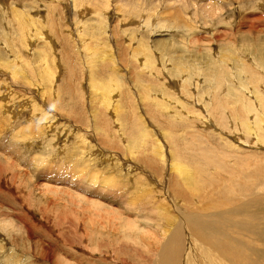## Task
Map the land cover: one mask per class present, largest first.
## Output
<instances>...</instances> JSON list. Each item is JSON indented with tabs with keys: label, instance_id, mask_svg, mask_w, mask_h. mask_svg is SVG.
<instances>
[{
	"label": "rangeland",
	"instance_id": "rangeland-1",
	"mask_svg": "<svg viewBox=\"0 0 264 264\" xmlns=\"http://www.w3.org/2000/svg\"><path fill=\"white\" fill-rule=\"evenodd\" d=\"M263 119L264 0H0V264H157L178 228L229 264L182 212L264 209ZM251 212L228 251L264 264Z\"/></svg>",
	"mask_w": 264,
	"mask_h": 264
},
{
	"label": "bare ground",
	"instance_id": "bare-ground-1",
	"mask_svg": "<svg viewBox=\"0 0 264 264\" xmlns=\"http://www.w3.org/2000/svg\"><path fill=\"white\" fill-rule=\"evenodd\" d=\"M72 5H73V2H72ZM203 14V13H202ZM36 17V16H35ZM28 21V20H27ZM32 20H30L31 22ZM47 34V33H46ZM50 39V38H49ZM31 40H29L30 42ZM28 42V43H29ZM45 42V41H44ZM35 43V42H34ZM52 43V42H51ZM52 45V44H51ZM64 46V45H63ZM32 48V47H31ZM53 48V47H52ZM104 98V97H103ZM113 98V97H112ZM163 99V98H162ZM195 101V100H194ZM211 102V101H210ZM196 103V102H195ZM199 103V102H198ZM195 105V104H194ZM250 105V104H249ZM260 107V106H259ZM263 108V107H262ZM253 110V109H252ZM247 111V110H246ZM206 114V113H205ZM209 115V114H208ZM256 119V118H255ZM203 120V118H202ZM207 120V119H205ZM264 120V119H263ZM255 121V120H254ZM247 122V121H246ZM253 122V121H252ZM260 122V121H259ZM261 122H262V118H261ZM204 122H202L203 124ZM52 124V123H51ZM205 124V123H204ZM219 124V122H218ZM250 124V123H249ZM256 124V123H255ZM205 126V125H204ZM221 126V125H220ZM209 127V126H208ZM207 127V128H208ZM206 128V127H205ZM253 128V127H252ZM212 129V128H211ZM251 129V128H250ZM262 129V128H261ZM255 130V129H254ZM253 130V131H254ZM215 131V130H214ZM217 131V130H216ZM264 131H262L263 133ZM154 133V132H153ZM260 133V132H259ZM264 134V133H263ZM224 135V134H223ZM227 135V134H226ZM250 135V134H249ZM252 135V134H251ZM255 135V133H254ZM258 135V134H257ZM256 135V136H257ZM262 136V134H261ZM251 137V136H250ZM259 137V136H258ZM235 138V137H234ZM264 138V137H263ZM261 139V137L259 138ZM238 140V139H237ZM257 140V139H256ZM262 140V139H261ZM264 142V141H263ZM234 143V142H233ZM236 143V142H235ZM246 143V142H245ZM244 143V144H245ZM230 144V143H229ZM242 144V143H241ZM231 145V144H230ZM237 146H239L237 144ZM261 147V146H260ZM161 149V148H160ZM160 151V150H159ZM215 164V163H214ZM173 168V166H170ZM216 167V165H215ZM75 169V168H74ZM73 169V170H74ZM218 169V167H217ZM177 171V170H175ZM257 171H260L261 174L264 173L263 170H257ZM224 172V170H223ZM226 172V171H225ZM230 172V171H229ZM222 173V172H221ZM195 174V172H194ZM242 174V173H241ZM245 174V173H244ZM255 174V173H254ZM259 174V173H258ZM196 175V174H195ZM227 175V174H226ZM236 175V174H234ZM246 175V174H245ZM257 175V174H256ZM264 175V174H263ZM255 176V175H254ZM177 177V176H176ZM243 177V176H242ZM253 178V177H252ZM240 180V178H239ZM238 180V181H239ZM232 181V180H230ZM229 181V182H230ZM251 181V180H250ZM254 181V180H253ZM242 182V180H241ZM247 182V181H246ZM255 182V181H254ZM253 183V182H252ZM212 184V183H210ZM209 184V185H210ZM238 184V183H237ZM235 184L238 188L239 186ZM250 184V183H249ZM208 185V186H209ZM240 185V184H239ZM251 185V184H250ZM226 186V185H224ZM241 186V185H240ZM167 188V187H166ZM165 188V189H166ZM212 188V187H210ZM209 188V189H210ZM225 188V187H224ZM223 189V188H222ZM221 189V190H222ZM243 189V187L241 188ZM252 189V188H250ZM211 190V189H210ZM220 190V191H221ZM228 190V189H227ZM226 190V191H227ZM230 190V189H229ZM235 190V188H234ZM171 191V190H169ZM218 191V192H220ZM237 191V190H236ZM235 191V192H236ZM247 190H245V192L243 194L240 195L239 198H235V199H231V201L229 203H227V207L224 208V209H219L217 210L216 212L213 213L212 217H211V214L209 216H207V218L203 215H193V214H189L188 212H182L183 213V216H188L187 217V222H188V225L186 223V226L189 227V225L193 226L195 225L193 228H200L202 229L203 231H206L207 232V237L208 235L210 237L215 236V241L214 239L210 242V241H207L206 236H205V232L204 233H201L200 232V235L201 236V239L203 240L204 243H206L209 247H210V244L212 243L213 247H210L211 251L214 249L216 250L217 252H219V254H221L223 256V258L225 259V261H228L230 262L229 264H250V259L248 258V254H243L242 256H239L238 253H241V252H233V253H230L228 250L230 248H235V247H238L240 244H245L247 242V240H245L244 238H247V235H252L251 234V228H252V225H250V220L256 218L257 214L255 215L253 212H251V209L252 208H256L258 209V211H262L264 210L263 208H261V198L259 196V199H250L248 198L247 196ZM222 192V191H221ZM233 192V193H235ZM238 192V191H237ZM231 193V192H230ZM224 194V192H223ZM222 194V195H223ZM239 194V193H238ZM168 195V194H167ZM170 195V194H169ZM218 196V195H217ZM228 197V196H227ZM262 197V196H261ZM233 198V197H232ZM170 199V198H169ZM192 200V198H189ZM223 199V198H222ZM227 199V198H225ZM224 199V200H225ZM220 200V199H218ZM263 200V199H262ZM194 201V200H193ZM223 201V200H221ZM220 203V202H219ZM225 203V202H224ZM263 203V202H262ZM175 204V203H174ZM99 205V204H98ZM176 205V204H175ZM223 207H224V204H222ZM263 205V204H262ZM208 207V205H206ZM165 207V206H164ZM264 207V206H263ZM203 208H205L203 206ZM99 209V208H97ZM158 210H166L165 212H161L160 215H162L164 218H167L169 219L172 215V218H173V213L170 212V210L167 209H158ZM180 210V209H178ZM212 211V209H207V210H204V211ZM95 211V210H94ZM263 213V212H261ZM260 213V214H261ZM103 218V217H102ZM172 218L170 220H168L167 224L169 225L171 222H172ZM185 218V217H184ZM209 218V219H208ZM211 218V219H210ZM90 219V218H89ZM117 219V217H116ZM253 219V220H254ZM91 220V219H90ZM183 220V219H182ZM202 220H206V222H201ZM185 221V220H184ZM120 222V221H119ZM94 223V222H93ZM92 223V224H93ZM96 223V222H95ZM117 223V222H116ZM97 224V223H96ZM253 224V223H251ZM255 224V222H254ZM102 225V224H101ZM106 226V225H105ZM104 226V227H105ZM121 226V225H119ZM131 226V225H130ZM255 225H253L254 227ZM99 227V226H98ZM115 228V227H114ZM118 228V227H117ZM137 228V227H136ZM256 228V227H254ZM258 228V227H257ZM116 229V228H115ZM190 229V228H188ZM193 229V230H194ZM114 230V229H113ZM122 230V229H121ZM192 230V229H191ZM254 230H257V229H254ZM259 230V229H258ZM116 231V230H115ZM189 231V230H188ZM187 231V232H188ZM196 232V230H194ZM184 232V229H181V228H178L175 233L170 237V239L167 240V242L161 247V249L159 248V250H157V256H158V259H157V264H184L183 263V260L185 258L188 259V264H191V261L190 259H195L197 258V254L195 252H193V250L191 251L189 249V247H185L184 248V244L182 243V241H184V236L186 234H183ZM190 232V231H189ZM194 232V233H195ZM198 232V231H197ZM231 233H237L239 234L240 236L242 237H237L235 239H231L230 236H231ZM113 234V233H112ZM198 234V233H196ZM202 234L203 237H202ZM233 234V235H234ZM192 235V234H191ZM164 237V236H163ZM198 237V236H196ZM205 237V238H204ZM253 237V235H252ZM191 238V237H189ZM195 238V236L193 237ZM163 239V238H162ZM200 239V240H201ZM209 239V238H208ZM160 240V239H159ZM259 240V239H258ZM249 241V240H248ZM154 242V241H153ZM152 242V243H153ZM172 242V243H171ZM171 243V244H170ZM210 243V244H209ZM215 243V244H214ZM249 244V242H248ZM248 244L245 245V247L249 246ZM187 245V244H186ZM229 245V246H227ZM190 246V245H189ZM227 246V247H226ZM242 246V245H240ZM192 247H195V246H192ZM191 247V248H192ZM154 248V247H153ZM196 248V247H195ZM213 248V249H212ZM248 249V248H247ZM252 249V248H251ZM213 250V251H214ZM238 251V250H237ZM254 251V250H253ZM232 252V251H231ZM243 252V251H242ZM156 253V250L154 252V255ZM250 256H253L251 255V253H249ZM125 255V254H124ZM119 256V255H118ZM216 256V255H215ZM219 256V255H218ZM248 256V257H247ZM255 256V255H254ZM256 258V257H255ZM219 259H220V256H219ZM125 260V259H124ZM254 260V259H253ZM202 261V260H201ZM219 261V260H218ZM221 261V260H220ZM204 261H202V264H203ZM263 262V261H262ZM261 262V263H262ZM219 263V262H217ZM221 263V262H220ZM219 263V264H220ZM264 263V262H263ZM206 264V263H205Z\"/></svg>",
	"mask_w": 264,
	"mask_h": 264
}]
</instances>
